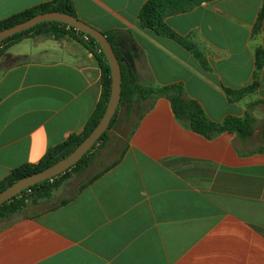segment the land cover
<instances>
[{"label": "crops", "instance_id": "obj_1", "mask_svg": "<svg viewBox=\"0 0 264 264\" xmlns=\"http://www.w3.org/2000/svg\"><path fill=\"white\" fill-rule=\"evenodd\" d=\"M52 1L0 0V23ZM71 1L139 86L182 83L215 122L249 113L254 135L208 140L166 98L120 106L83 181L0 216V264H264V105L248 108L264 100V0L167 10L191 49L142 25L149 0ZM95 53L69 35L0 48V183L82 135L102 95Z\"/></svg>", "mask_w": 264, "mask_h": 264}, {"label": "trees", "instance_id": "obj_2", "mask_svg": "<svg viewBox=\"0 0 264 264\" xmlns=\"http://www.w3.org/2000/svg\"><path fill=\"white\" fill-rule=\"evenodd\" d=\"M205 1L207 0H149L140 11V21L145 28L152 31L154 34L173 39L183 47L191 49L189 44L184 39L177 36L170 28H168L163 23V16L167 10L174 14L184 13ZM50 12L67 13L77 18L74 5L71 0H53L50 3L23 11L9 17V19L0 23V32L9 29L10 27H14L17 24L23 23L36 15ZM263 15L264 12L261 19L263 18ZM31 35H52L56 38H59L62 35H69L71 37H76L77 40L84 44L91 52L95 53L96 51L95 54L98 58L102 70V95L93 117L89 120L81 136L73 138L57 149L49 152L38 165L31 168H22L16 171V173H14L10 179L0 183V193L18 180L41 172L71 154L76 149V147L79 146L82 141L86 139L98 125L106 110V106L111 94L112 78L109 63L99 44L93 38L65 24L58 22H48L39 24L28 31L9 37V39L5 40L0 45V48L12 41L13 43H18ZM105 35L111 43L117 58L119 59V61H121V56L116 47L114 36L112 35V33H106ZM263 64L264 53L261 51L258 55V69H260ZM245 93L246 92H242L238 96L242 97L245 95ZM152 98L168 99L171 103V107L177 121L182 123L194 133H197L208 140L214 139L224 133L236 134L242 140H248L254 135L255 120L249 113H246L243 117L228 116L222 122H215L209 117L206 110L199 101L187 95L186 88L182 83L143 88L138 85L136 75L134 73L126 74L122 67V93L120 106L126 103H130L131 101L141 102L142 100ZM256 104L264 105V100L251 103L248 108H251ZM117 115L118 111L114 115L110 127H112V125L116 121ZM106 135L107 132L102 136L97 144L103 141ZM91 160L92 159L90 151L77 165H75L70 170L80 168L82 169L84 166H88L91 163ZM70 170L57 178H53V182L48 180L39 183L33 187H30L21 195L12 198L9 202L0 207V216L12 215V213L20 211L25 206V203L28 199L34 196H38V194H43L44 192H50L53 188L56 187L60 180H62L63 177L68 174ZM29 191L30 195H27Z\"/></svg>", "mask_w": 264, "mask_h": 264}, {"label": "water", "instance_id": "obj_3", "mask_svg": "<svg viewBox=\"0 0 264 264\" xmlns=\"http://www.w3.org/2000/svg\"><path fill=\"white\" fill-rule=\"evenodd\" d=\"M48 22H58L65 24L79 32L84 33L87 36H90L99 44L101 50L106 56L111 70L112 86L110 98L107 103L106 110L98 125L71 154L59 160L47 169L22 178L11 184L10 187L0 193V207L9 202L12 198L21 195L30 187L48 180H52L53 178H57L77 165L88 152L93 150L97 142L109 130L114 115L118 111L121 104L122 67L111 43L104 33L72 15L60 12H50L36 15L23 23L1 31L0 45L11 36L28 31L39 24Z\"/></svg>", "mask_w": 264, "mask_h": 264}, {"label": "rangeland", "instance_id": "obj_4", "mask_svg": "<svg viewBox=\"0 0 264 264\" xmlns=\"http://www.w3.org/2000/svg\"><path fill=\"white\" fill-rule=\"evenodd\" d=\"M91 164V163H90ZM84 166L82 169H73L68 172V174L63 177L62 180L56 185L55 188H53L50 192H44L43 194H38V196H34V198H37L38 200L41 199H49L53 194H55L61 186L67 185V186H74L72 181H83L85 179V170L90 166Z\"/></svg>", "mask_w": 264, "mask_h": 264}, {"label": "built area", "instance_id": "obj_5", "mask_svg": "<svg viewBox=\"0 0 264 264\" xmlns=\"http://www.w3.org/2000/svg\"><path fill=\"white\" fill-rule=\"evenodd\" d=\"M86 40H87V38H86ZM51 182H53V179L52 180H50ZM27 195H30V191L27 193Z\"/></svg>", "mask_w": 264, "mask_h": 264}]
</instances>
